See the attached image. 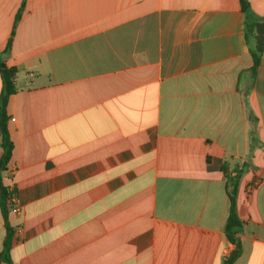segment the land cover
<instances>
[{"label": "crops", "instance_id": "1", "mask_svg": "<svg viewBox=\"0 0 264 264\" xmlns=\"http://www.w3.org/2000/svg\"><path fill=\"white\" fill-rule=\"evenodd\" d=\"M22 2L0 0L12 264H224L225 168L233 264H264V56L252 73L239 0H27L14 29ZM7 230L0 206V255Z\"/></svg>", "mask_w": 264, "mask_h": 264}, {"label": "trees", "instance_id": "2", "mask_svg": "<svg viewBox=\"0 0 264 264\" xmlns=\"http://www.w3.org/2000/svg\"><path fill=\"white\" fill-rule=\"evenodd\" d=\"M27 0H23L19 9L15 25L19 21ZM241 9L245 14L244 32L249 52L253 59L252 73H256L263 60L264 56V15H258L252 8L249 0H239ZM14 34V30H13ZM12 43V38L8 42V47ZM18 73V68L8 67L0 55V76L2 80V89L0 92V147L2 155L0 157V173L7 170V166L12 159L14 144L9 132L8 122L9 115L7 111L9 99L17 92L15 86V78ZM227 181V192L230 201L229 215L225 225V235L227 240L234 245V250L225 258L224 264H233L242 253V244L239 234L243 229V221L240 219L237 211V194L243 169L235 168L228 171L223 169ZM8 198L9 189L4 187L0 180V206L7 225V238L4 244L3 251L0 255L2 262L12 264L10 252L14 241V231L8 223Z\"/></svg>", "mask_w": 264, "mask_h": 264}, {"label": "built area", "instance_id": "3", "mask_svg": "<svg viewBox=\"0 0 264 264\" xmlns=\"http://www.w3.org/2000/svg\"><path fill=\"white\" fill-rule=\"evenodd\" d=\"M8 189H9V198H8L9 211L13 214L18 215L22 212V208L19 203L17 190L15 189V187H10Z\"/></svg>", "mask_w": 264, "mask_h": 264}]
</instances>
